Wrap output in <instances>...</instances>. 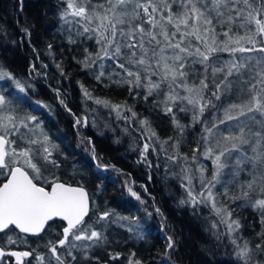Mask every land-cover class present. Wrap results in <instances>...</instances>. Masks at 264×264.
Returning <instances> with one entry per match:
<instances>
[{
  "label": "snow or ice",
  "instance_id": "6c2138e0",
  "mask_svg": "<svg viewBox=\"0 0 264 264\" xmlns=\"http://www.w3.org/2000/svg\"><path fill=\"white\" fill-rule=\"evenodd\" d=\"M61 5L58 15L61 27L69 30V43H76L74 32L97 46L95 52L86 48L78 62L93 71L98 65L97 81L107 75L111 83L127 85L130 94L143 90L145 101L157 97L153 103L171 116L175 135L162 140L149 119H140L127 103L93 97L81 85L84 97L118 117L130 112L123 118H136L141 138H146L141 158L157 151L155 142L169 161L182 165L174 173L185 192L180 203L209 208L215 217L209 230L217 241L227 239L232 245L237 264H264V0H61ZM22 31L30 35L29 29ZM57 68L63 74L59 64ZM7 80L20 93L30 87L0 65V81ZM5 91L0 86V261L7 256L16 264H31L25 258L34 257L37 264H72L74 253L88 259L91 249L107 243L109 224L120 221H129L128 231L142 239L135 218L107 207L100 210L83 183L45 176L61 167L55 158L59 146L39 118L24 112ZM210 109L213 118L205 120ZM177 111L191 113V125H202L191 156L180 152L191 125L182 124ZM201 156L211 160L210 177ZM128 191L141 199L131 187ZM243 206L259 216L261 230L251 238L241 234V220L234 215L235 207ZM55 218L66 223L59 232L53 229L56 238L45 243L50 255L12 250L10 246L27 243V236L48 231ZM174 247L173 236H167L160 264H168ZM134 257L129 256V264H143Z\"/></svg>",
  "mask_w": 264,
  "mask_h": 264
},
{
  "label": "trees",
  "instance_id": "16d2710c",
  "mask_svg": "<svg viewBox=\"0 0 264 264\" xmlns=\"http://www.w3.org/2000/svg\"><path fill=\"white\" fill-rule=\"evenodd\" d=\"M61 7V0H0V65L30 87L26 94L18 92L19 95L10 81H0V86L24 112L39 118L44 130L59 146L55 158L61 167L50 169V175L46 177L58 176L64 182L83 183L100 210L107 207L118 215L137 219L143 236L135 239L124 226L111 223L105 230L107 243L91 249L88 259L78 253L79 262L74 263L97 264L99 259H107L109 264H129V256L135 253L134 259L143 264H160L167 236L171 235L175 247L168 264H237L232 245L227 239L217 241L209 230L211 220L215 219L210 217L209 208H193L191 204L180 203L185 192L174 173H178L182 165L169 161L155 142L153 146L157 151L150 150L147 159L143 160L140 150L146 138H141L138 120L124 119V116L131 117L126 110L118 117L110 108L84 97L81 85L93 97L116 104L127 103L140 119H149L162 140L175 135L171 116L153 103L157 97L145 101L143 90H138V95L137 92L130 94L127 85L111 83L107 75L97 81L95 75L100 71L99 66H94L93 71L78 62L83 60L86 48L95 52L97 46L94 41L75 36L74 32L76 43H69V30L66 26L61 27L58 15ZM24 28L29 29L30 35L22 31ZM219 55L222 59L228 58L227 53ZM104 63L106 72H111L112 66L107 61ZM16 97L20 99L16 100ZM209 111L205 113V120L213 118L214 110ZM177 116L182 124L191 125V113L177 111ZM78 118L80 124H76ZM201 128V124H195L187 129L181 153L191 156ZM172 152L168 147V154ZM199 159L203 164V157ZM2 180L0 177V182ZM128 187L141 199L131 196ZM234 215L241 220L244 237H254L261 230L259 216L252 208L235 207ZM64 224L55 218L49 222L48 231L40 236L55 239L52 230L59 232ZM220 231H224L223 226ZM126 235L130 238H124ZM25 246L50 255L46 249L31 242ZM115 253L120 256L114 259Z\"/></svg>",
  "mask_w": 264,
  "mask_h": 264
},
{
  "label": "rangeland",
  "instance_id": "374dc122",
  "mask_svg": "<svg viewBox=\"0 0 264 264\" xmlns=\"http://www.w3.org/2000/svg\"><path fill=\"white\" fill-rule=\"evenodd\" d=\"M10 80H7V82H9ZM11 82V81H10ZM12 83V82H11ZM14 90H16V92L18 93L19 91L14 87ZM19 94V93H18ZM20 95V94H19ZM21 96H23V95H21ZM202 162H203V165L207 168V175L210 177V175H211V170H212V163H211V160H207V159H205L204 157H203V159H202ZM50 172H46L45 173V176H49L50 174H49ZM51 177H49L48 179H50ZM62 181V180H61ZM70 184H73V185H77V184H74V183H70ZM119 216H121V215H119ZM125 217H129V216H125ZM56 219H58V218H56ZM113 219H115V217L113 218ZM130 219V218H129ZM59 220V219H58ZM137 220V219H136ZM60 221H62V220H60ZM120 222H123V224L122 223H116L118 226L120 225H123L124 227H125V230H128V227L130 226V224H129V221H120ZM65 223V222H64ZM65 225V224H64ZM127 225V226H126ZM133 235V234H132ZM126 237H128V238H130L129 236H124V238H126ZM28 238V237H27ZM123 238V239H124ZM134 239V238H133ZM135 239H136V237H135ZM27 240V243H32V245H35V246H38L40 249H45L44 248V245H45V243L49 240V238L48 237H45V236H39V237H29L28 239H26ZM39 240V241H38ZM43 242V243H42ZM27 243H19V244H17V245H15V246H10L11 248H17V249H19V248H25L26 246V244ZM43 244L42 246H39V244ZM26 249V248H25ZM29 250V249H28ZM75 255H76V253H74ZM78 254V253H77ZM79 254H81V253H79ZM76 256H78V255H76ZM83 255L81 254L80 255V257H82ZM30 258V257H29ZM29 258H25L26 260H31V263H34L35 264V259H34V257H32L33 259H29ZM100 261H106L107 262V264H109L108 263V260L107 259H99L96 263L97 264H99V262ZM13 262V261H12ZM13 264H14V262H13ZM16 264V263H15Z\"/></svg>",
  "mask_w": 264,
  "mask_h": 264
},
{
  "label": "flooded vegetation",
  "instance_id": "af4514ba",
  "mask_svg": "<svg viewBox=\"0 0 264 264\" xmlns=\"http://www.w3.org/2000/svg\"><path fill=\"white\" fill-rule=\"evenodd\" d=\"M13 257H4L2 261H0V264H12Z\"/></svg>",
  "mask_w": 264,
  "mask_h": 264
},
{
  "label": "water",
  "instance_id": "95a60500",
  "mask_svg": "<svg viewBox=\"0 0 264 264\" xmlns=\"http://www.w3.org/2000/svg\"><path fill=\"white\" fill-rule=\"evenodd\" d=\"M2 182H3V180H2ZM72 185H73V184H72ZM58 219L60 220V218H58ZM65 223H66V222H65ZM64 226H65V225H64ZM12 250L25 251V250H28V249H25V248H19V249H17V248H12ZM13 262L16 263L14 257H13ZM99 264H107V262H106V261H100Z\"/></svg>",
  "mask_w": 264,
  "mask_h": 264
},
{
  "label": "bare ground",
  "instance_id": "6f19581e",
  "mask_svg": "<svg viewBox=\"0 0 264 264\" xmlns=\"http://www.w3.org/2000/svg\"><path fill=\"white\" fill-rule=\"evenodd\" d=\"M155 98V97H154ZM210 112V111H209ZM210 115V114H209ZM207 116V115H206ZM208 117V116H207ZM120 223H122L123 224V222H119V224ZM127 226V225H126ZM122 227V226H121ZM162 235V234H161ZM39 241V240H38ZM75 255V254H74ZM76 255H78L77 253H76ZM79 257V256H78ZM83 257V256H82ZM31 259H33L32 257H30ZM29 258V259H30ZM70 258V257H69ZM79 259V258H78ZM85 260V259H84ZM76 261H78L79 262V260H76ZM86 262V261H85ZM86 263H88V261L86 262ZM90 263H91V261H90ZM32 264V263H31ZM34 264V263H33ZM72 264H75L74 262H72ZM80 264V263H79ZM81 264H83V262L81 263ZM89 264V263H88ZM93 264V263H92Z\"/></svg>",
  "mask_w": 264,
  "mask_h": 264
}]
</instances>
